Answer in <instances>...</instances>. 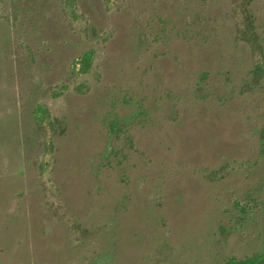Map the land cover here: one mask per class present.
<instances>
[{"label":"rangeland","instance_id":"374dc122","mask_svg":"<svg viewBox=\"0 0 264 264\" xmlns=\"http://www.w3.org/2000/svg\"><path fill=\"white\" fill-rule=\"evenodd\" d=\"M263 206L264 0H0V264L254 259Z\"/></svg>","mask_w":264,"mask_h":264},{"label":"trees","instance_id":"16d2710c","mask_svg":"<svg viewBox=\"0 0 264 264\" xmlns=\"http://www.w3.org/2000/svg\"><path fill=\"white\" fill-rule=\"evenodd\" d=\"M88 59H89L88 56H86L85 57V63L88 62ZM117 125L118 124H112L111 125L113 131L116 130ZM252 197L253 196H251L249 199H245V200H242L241 202H238L237 205L239 207H241V212L243 215H246V216L248 215L247 213H249V212L247 210V207L251 205ZM263 212H264V206H263ZM262 217L264 218V213H263ZM242 220H244L243 217H242ZM225 264H264V255L260 256V257H256L254 259L231 258V259L227 260Z\"/></svg>","mask_w":264,"mask_h":264}]
</instances>
